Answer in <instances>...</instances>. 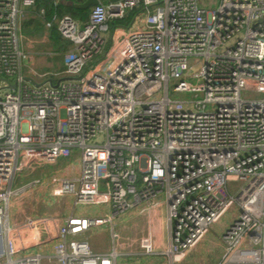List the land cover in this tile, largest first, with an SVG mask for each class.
<instances>
[{
	"label": "built area",
	"instance_id": "1",
	"mask_svg": "<svg viewBox=\"0 0 264 264\" xmlns=\"http://www.w3.org/2000/svg\"><path fill=\"white\" fill-rule=\"evenodd\" d=\"M200 1L99 0L85 21L41 7L72 46L48 76L21 32L36 0H0V264H116L115 219L146 201L165 207L168 246L143 235L137 253L174 264L234 206L218 264H264V0ZM73 150L79 174L55 177L51 196L111 213L10 218V200L38 183L14 187L17 174ZM103 225L113 245L99 253L83 234ZM19 229L40 251L21 254Z\"/></svg>",
	"mask_w": 264,
	"mask_h": 264
},
{
	"label": "rangeland",
	"instance_id": "2",
	"mask_svg": "<svg viewBox=\"0 0 264 264\" xmlns=\"http://www.w3.org/2000/svg\"><path fill=\"white\" fill-rule=\"evenodd\" d=\"M219 1L220 0H201L200 4L206 9H215ZM66 4L71 5L72 2L67 1ZM49 43L50 42L45 35L40 38H35V37L33 38L28 36H24L23 38V44L25 48L31 53L33 57L32 66L35 68V70L38 73H48V76H52V73L56 72L57 70V65L53 62L52 58H50L52 49ZM197 69L198 66L195 65L194 71H196ZM188 81L191 84H196V80L193 78H189ZM188 96H190V94H188ZM77 153H78L77 150H73V154L71 155L70 158L67 159L59 158L58 161L54 164H44L41 166H36L34 169L27 168L17 174L13 183L14 187L21 186L33 179L38 180L37 186L32 191L26 192L21 196H14V198L17 199L19 205H21L23 209H25L24 212L17 214L18 217L24 215L30 216L31 218L34 219H38L41 217H50V218L59 217V214L62 213V210L65 207L64 197L51 196V190L55 186V182H54L55 177H60L66 166L68 165H70V167L72 166V161H74L75 158L77 157ZM81 206H86V205H74L72 206L71 209L75 210ZM235 212H237V210L236 207L233 206L225 213L224 217L225 218L229 217L232 219ZM101 213L102 215L105 214L103 212H100V214ZM91 214H95V210H92ZM108 227H109L108 225H103V230L105 228L104 232L103 231L97 232L95 234L91 233L92 236H90L91 239H95L98 242H100L101 244L100 246L103 250H108V249L110 250L113 245L109 237V234L106 232ZM114 228L115 229L117 228L116 225H114ZM116 231L119 232V229L117 228ZM33 233L34 230L26 229L21 231L20 237H17L18 238L17 243L20 246L22 245V243L24 245H27V248L24 250V252H21V254L36 252L37 249L40 248L39 245L34 243L35 239L32 238ZM119 235H120V239L117 243V247L120 254L126 255V254H130L131 252L134 253L135 251L137 252L139 251V248L137 246V239L138 237H140L139 235H130L129 237L128 235L122 234L120 232ZM42 236L43 235H41V237ZM91 245L93 247L92 242ZM50 250L51 247L47 248L46 246L42 251L49 252ZM120 254L117 257L118 264H122V262L124 261L123 256ZM197 256L200 258L198 261H194L193 257H189L188 259H181L178 262H175V264H202V263L216 264L217 263L216 261H214L215 260L214 253L210 248L209 250H205V251L203 250V252L197 254ZM144 258H141L140 260H144Z\"/></svg>",
	"mask_w": 264,
	"mask_h": 264
},
{
	"label": "crops",
	"instance_id": "3",
	"mask_svg": "<svg viewBox=\"0 0 264 264\" xmlns=\"http://www.w3.org/2000/svg\"><path fill=\"white\" fill-rule=\"evenodd\" d=\"M79 169H80V164L78 158L76 157L75 160L72 161V166L71 167L70 165L66 166L60 177H75L79 174ZM63 197L65 202V207L62 210V213L59 214L58 218L65 217L70 214L83 215L89 217H103L110 214L111 211L109 207L106 205L81 206L74 210L71 209L72 206L75 205L73 201V197L70 195H64ZM150 204L151 201H146V205L148 206L146 211H144L143 213H141L137 208H134L128 214L116 218L115 225L119 229L120 233L126 234L129 237L130 235H139V236L149 235L152 239L155 250L157 251L165 250L168 246V238H169L165 207L163 204L157 207H153ZM92 210H95V214H91ZM24 211L25 209H23V207L19 205V203L17 202V199L13 197L10 200V212H9L10 218L16 217L17 214H20ZM100 212H103L105 214L102 215V213L100 214ZM224 216L225 214H223L216 222H214L210 226L208 231L201 237V239L193 247H191L185 253L182 259H188L189 257H193L194 261H198L200 258L197 256V254H200L201 252H203V250L204 251L209 250L210 248L214 253V257H215L214 261L217 262L216 264L219 263L224 251V245L221 239V235L224 228L231 221V218L229 217L225 218ZM21 231L23 230L19 229L17 231L19 233H16V236L20 237ZM102 231L104 232L105 228L103 230V226H98V227H92L86 233L83 234V236L89 240L90 244L92 242L93 250L99 253H105L109 251V249L103 250L100 246L101 245L100 242H98L95 239H91L90 236H92L91 233L95 234L97 232H102ZM108 231L109 229L107 228L106 232L109 234ZM52 244L53 241L45 244L43 249L47 246V248L51 247L52 250ZM51 250L49 252H51ZM37 251H40V249L38 248ZM120 255H122L124 259L122 264H168L167 257L162 254L142 256L144 254L137 253V251H135L134 253L131 252L130 254H126V255L120 254ZM117 257H116V264H118ZM141 258H144V260H140Z\"/></svg>",
	"mask_w": 264,
	"mask_h": 264
},
{
	"label": "trees",
	"instance_id": "4",
	"mask_svg": "<svg viewBox=\"0 0 264 264\" xmlns=\"http://www.w3.org/2000/svg\"><path fill=\"white\" fill-rule=\"evenodd\" d=\"M67 1L72 2L71 5L66 4ZM84 0H36L34 9L29 10L26 18L22 21L21 32L24 36L40 38L46 36L52 49L50 58L57 65V70L63 69L65 55L71 50V43L63 39L57 32L55 25L51 28H45L43 20L35 13L41 7L46 10V17L49 19L53 14L58 16L68 14L73 18L85 21L88 18L91 7L87 9H78L74 4L82 3ZM138 9L129 11L121 19H111L108 21L110 27L115 25H127L132 17L137 13Z\"/></svg>",
	"mask_w": 264,
	"mask_h": 264
},
{
	"label": "water",
	"instance_id": "5",
	"mask_svg": "<svg viewBox=\"0 0 264 264\" xmlns=\"http://www.w3.org/2000/svg\"><path fill=\"white\" fill-rule=\"evenodd\" d=\"M110 1H115V0H110ZM99 2V0H84L82 3H77L74 4V7L78 8V9H87L95 4H97ZM84 25H81V28H83ZM11 87L13 88L14 85H11ZM0 251H1V242H0Z\"/></svg>",
	"mask_w": 264,
	"mask_h": 264
}]
</instances>
